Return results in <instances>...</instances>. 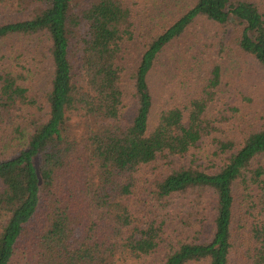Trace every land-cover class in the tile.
Returning a JSON list of instances; mask_svg holds the SVG:
<instances>
[{
  "label": "trees",
  "instance_id": "obj_1",
  "mask_svg": "<svg viewBox=\"0 0 264 264\" xmlns=\"http://www.w3.org/2000/svg\"><path fill=\"white\" fill-rule=\"evenodd\" d=\"M157 1L0 0V264H264V122L212 137L221 67L179 45L234 24L264 71V2Z\"/></svg>",
  "mask_w": 264,
  "mask_h": 264
},
{
  "label": "rangeland",
  "instance_id": "obj_2",
  "mask_svg": "<svg viewBox=\"0 0 264 264\" xmlns=\"http://www.w3.org/2000/svg\"><path fill=\"white\" fill-rule=\"evenodd\" d=\"M132 1L130 3L133 9L139 12V19L145 22L161 2L157 0ZM256 1L261 5L264 2V0ZM237 31L238 28L234 24L223 26L199 20L191 27L185 39L179 43L183 48L193 46L197 51L204 50L207 53V61L216 62L221 67L222 92L217 111L222 113L227 121L221 125L222 131L212 137L222 140H236L248 128L260 126L264 122V71L252 57L237 48ZM0 49L4 50V42L0 43ZM138 54L139 46L137 45L128 53L129 60L133 62ZM231 105H236L237 110H231ZM214 149L212 138L205 139L195 151L197 162L203 167L209 166L211 160H215ZM161 164L162 161H158L139 171L137 176L140 180L142 179V183L145 177L153 176L160 171ZM183 201H185L184 204ZM186 201L181 196L176 198L171 208L172 211L169 209L168 212L176 215L187 214ZM141 206L143 208L144 204L142 203Z\"/></svg>",
  "mask_w": 264,
  "mask_h": 264
}]
</instances>
